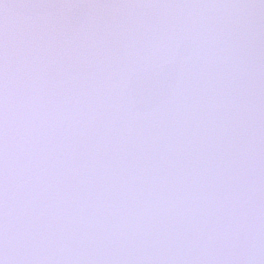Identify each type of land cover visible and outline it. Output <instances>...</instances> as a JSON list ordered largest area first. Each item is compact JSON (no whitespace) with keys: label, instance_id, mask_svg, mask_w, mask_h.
Masks as SVG:
<instances>
[{"label":"snow or ice","instance_id":"snow-or-ice-1","mask_svg":"<svg viewBox=\"0 0 264 264\" xmlns=\"http://www.w3.org/2000/svg\"><path fill=\"white\" fill-rule=\"evenodd\" d=\"M0 264H264V0H0Z\"/></svg>","mask_w":264,"mask_h":264}]
</instances>
